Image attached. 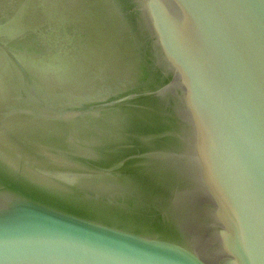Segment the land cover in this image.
<instances>
[{
	"label": "water",
	"instance_id": "95a60500",
	"mask_svg": "<svg viewBox=\"0 0 264 264\" xmlns=\"http://www.w3.org/2000/svg\"><path fill=\"white\" fill-rule=\"evenodd\" d=\"M63 1L0 42V264H264V0Z\"/></svg>",
	"mask_w": 264,
	"mask_h": 264
},
{
	"label": "flooded vegetation",
	"instance_id": "af4514ba",
	"mask_svg": "<svg viewBox=\"0 0 264 264\" xmlns=\"http://www.w3.org/2000/svg\"><path fill=\"white\" fill-rule=\"evenodd\" d=\"M32 0H8L7 6H4L0 8V42L1 43H7L9 39V46L10 49L14 50L15 52H18V50H25V52L28 54L33 53L34 49L37 48H43L44 45L41 40V33L40 28L37 27L35 29L31 28L30 30L26 29L24 34L17 38L16 33L19 30V27L21 26V22H23L24 17L27 14L28 6H31V9L33 8V3H31ZM31 3V4H30ZM37 9V5H36ZM31 15L38 17L39 14L32 13ZM43 19H38V22H42ZM45 20V19H44ZM7 23L11 24V28H6ZM65 23V22H64ZM62 23V24H64ZM68 23V22H67ZM62 24H60L62 26ZM61 29V28H60ZM67 31V30H66ZM68 36L70 37L71 32L67 31ZM9 36V38H7ZM19 48V49H18ZM31 58L28 59L27 63L31 64ZM6 57L5 55L0 56V98L4 100L5 103H13V99L11 101V98H15L14 100H17L19 102V99L17 97V93H10L8 89L5 88V83H12L11 78L4 77V74L6 72ZM2 75V76H1ZM10 87V86H9ZM10 98V99H8ZM82 123V121H81ZM80 126V125H79ZM17 126H13L12 128H16ZM7 127L4 126V130H6Z\"/></svg>",
	"mask_w": 264,
	"mask_h": 264
},
{
	"label": "rangeland",
	"instance_id": "374dc122",
	"mask_svg": "<svg viewBox=\"0 0 264 264\" xmlns=\"http://www.w3.org/2000/svg\"><path fill=\"white\" fill-rule=\"evenodd\" d=\"M34 1V0H33ZM35 1H37V0H35ZM34 1V2H35ZM40 3L42 2V0H40L39 1ZM59 2V3H58ZM67 1H58L57 0V4L60 6V3H61V7H60V9H59V12L62 10V9H70V6H69V4L68 3H66ZM69 2V1H68ZM31 3H33V2H31ZM30 3V4H31ZM73 3V2H72ZM7 4H8V0H0V8L1 7H3V5L4 6H7ZM57 4H56V2H54L53 0H52V3L47 7V10H46V12L45 13H47V14H45V15H41V16H38V17H36V16H33V15H31L32 13H37V14H39V13H44V12H42V11H40L39 13H38V8L36 9V4L35 3H33V8H34V10H32L31 9V6L29 5L28 6V11H27V14H26V16L24 17V21L23 22H21L22 24H21V26L22 27H24V28H26V29H28V30H30L31 28H33V29H35V28H37V27H41L40 26V24H43V23H41V22H38V19H45L44 21H57L58 20V17H59V14H58V11H57V9H56V6H57ZM44 6V5H43ZM76 6V5H75ZM88 7H90L87 3L84 5V3L82 4V5H80L79 7H74L75 9H74V11H73V13L72 14H70V13H68L69 11H66L65 10V12L67 13V15H62V16H60L59 17V19H61V18H63V19H65L66 18V20H68L69 18H77V17H80V15H82L83 14V16H84V13L85 14H89L90 12H89V9H87ZM40 8V7H39ZM62 12V11H61ZM80 12H83V13H80ZM64 13V12H63ZM91 24V28L89 29V30H87V32L85 31L84 33H82V34H80L79 35V31L77 32V30H73V31H71L72 33L73 32H77V33H75L74 35L75 36H78V39H81V41H80V43L78 44L80 47H84V48H86V50H89V51H91L92 50V46H95L96 44H97V40L94 38H92V34H93V36L94 37H96V38H99L98 37V35H97V29L95 28V27H92V26H96L95 24H92V22L90 23ZM46 26V24H43V26ZM44 29L46 28V27H43ZM67 29H65L64 31H62V29H61V31L60 32H55V33H53V32H51V31H48L49 33H47V34H45V36H48V38H46V42H47V44L48 45H52L53 47L55 46V47H57V46H59V47H63L62 48V51H68L67 49L69 48V47H72V45H73V43H75L76 42V39H74V35H73V37H69L68 35H67V31H68V33H69V30H67ZM46 31H47V29H46ZM80 31H81V29H80ZM87 33H89V35L87 34ZM97 36H96V35ZM91 37V38H90ZM92 39H93V42H92ZM7 43H9V40L7 41ZM42 43H43V39H42ZM76 45H77V43H76ZM77 52V51H76ZM65 53H67V52H65ZM68 54V53H67ZM84 57V54L82 53L81 55H80V58H83ZM49 60H52V59H49ZM53 61V60H52ZM83 75H84V72L82 73V76H79L80 78L81 77H83ZM84 83L81 85V87H83V88H87L88 87V85L86 84V81L84 80L83 81ZM93 87H95V85L93 86ZM91 90H92V86H91V88H90Z\"/></svg>",
	"mask_w": 264,
	"mask_h": 264
}]
</instances>
